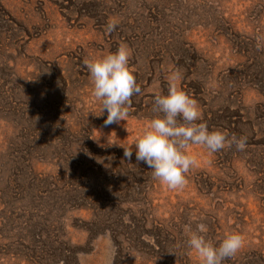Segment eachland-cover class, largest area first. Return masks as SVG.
Here are the masks:
<instances>
[{"label": "rangeland", "instance_id": "obj_1", "mask_svg": "<svg viewBox=\"0 0 264 264\" xmlns=\"http://www.w3.org/2000/svg\"><path fill=\"white\" fill-rule=\"evenodd\" d=\"M121 44L141 93L105 126L85 61ZM172 84L247 137L192 145L179 189L134 144ZM198 224L242 236L223 264H264V0H0V264H200Z\"/></svg>", "mask_w": 264, "mask_h": 264}, {"label": "clouds", "instance_id": "obj_2", "mask_svg": "<svg viewBox=\"0 0 264 264\" xmlns=\"http://www.w3.org/2000/svg\"><path fill=\"white\" fill-rule=\"evenodd\" d=\"M114 28L115 23L107 26L109 32ZM131 55V49L121 44L114 53L85 61L93 86L92 95L100 102L102 114L107 112L105 126L127 121L132 97L141 93L135 76L129 70ZM169 79H180L179 73H173ZM153 111L158 115L149 121L147 129L134 143L136 160L144 162L152 170L153 177L171 189L182 188L186 183V174L197 164L195 156L189 151L192 145L203 146L209 153L232 145L238 151L247 147L246 136L232 135L229 139L225 132L209 131L205 123H196L201 119L197 102L175 84L170 85L167 95L155 96ZM132 155V149L124 148V157L131 159ZM206 231L204 224H198L187 241L200 264H223L243 245L240 234L230 233L217 246L206 239Z\"/></svg>", "mask_w": 264, "mask_h": 264}]
</instances>
